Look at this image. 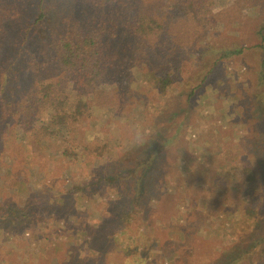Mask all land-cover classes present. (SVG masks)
I'll return each instance as SVG.
<instances>
[{
    "label": "trees",
    "instance_id": "trees-1",
    "mask_svg": "<svg viewBox=\"0 0 264 264\" xmlns=\"http://www.w3.org/2000/svg\"><path fill=\"white\" fill-rule=\"evenodd\" d=\"M227 1L231 4L229 14L237 12L236 19L230 20L233 26L240 25L241 14L252 19L248 26V32L254 31L252 40L229 48L223 44L212 48L211 43L201 46L199 43L208 33L207 27H212L211 20L227 12L212 13V0H0V166L6 147L17 135L20 136L18 141H26L22 145L24 149L44 156L54 168H60L63 162L75 167L84 154L92 152L96 158L85 163L87 170L106 164L102 186L110 201L117 199L120 203L114 209L117 211L102 214L95 220L91 229L98 232L75 249L77 253L73 252L66 264H94L91 257H95L98 264H130L128 259H132L133 254L125 247L121 236L124 239L141 236L129 229L132 212L138 208L143 215L145 207L157 200L150 194L159 182L156 175L159 163L162 164L161 154L174 140L180 144L184 139L179 132L182 124H178L168 136L169 141L160 143L162 135L157 136L158 143H150L140 160L134 153H128L125 166L120 161L119 166L117 162L111 166L115 159L109 155L114 153L105 145L90 149L79 144L73 128L86 120L95 126L92 117L96 109L104 110L108 119L121 114L124 108L134 111L132 95L138 97L142 94L140 90L147 87H155L159 95L166 97L175 93L173 86L177 85L180 90L175 96L176 102L183 103L181 98H185L184 106L197 107L203 100H210L205 88L219 77V66L227 60L252 55L256 56L257 83H262L263 89L251 94L248 85L229 88V99L237 106L239 124H236L244 131L243 135L239 142H231L230 155L226 150L223 152L227 155L222 154L220 148L226 149L222 145L216 144L217 148L212 150L211 144H205L202 158L204 164L214 160L212 163L220 167L219 175L206 190L218 192L220 197L230 189V197L234 199L230 198V206L224 209L230 210L234 218L230 231L238 233L227 248L224 262L219 260L220 255L213 264H264V0H244L246 4L242 9H238L237 4L234 8V0ZM203 58L206 65L198 69L196 62ZM242 66L246 76L254 67L247 59H243ZM237 77L238 74L234 81ZM217 85V82L211 85L209 91H215ZM233 91L242 93L245 108L241 100L230 94ZM164 105L161 106L163 111ZM160 113L158 108L157 116ZM163 126L158 122L153 124V136L155 132L160 134ZM210 131L218 133L214 127ZM153 139L155 137L150 142ZM182 148L183 154L186 149ZM221 160L225 163L220 164ZM3 172L0 167V174ZM179 173L182 176V171ZM177 182L180 188L176 187L174 192L185 195V180ZM36 183L13 178L5 190H0V203L5 206L0 208V237H5L0 242V264H20L11 259L18 250L5 241L13 240L20 245L23 227L31 225L29 231L35 239L36 250L44 253L50 246L45 242L53 241V228L63 232L61 227L49 225L52 220L43 218L52 217L49 210L34 208L24 201L17 207L11 204V193L29 196ZM52 183L44 187L51 188ZM58 196L59 204L51 205L60 208L67 201L70 210L72 203L68 195L61 192ZM14 199L19 201L17 197ZM76 200L99 202L89 191ZM214 204L213 211L206 214L208 221L219 214L218 200ZM86 211L90 214V209ZM216 227L220 229L218 224ZM180 228L176 225L173 232L179 242L167 252L171 264H209L205 259L211 249L210 232L205 234L207 238L203 237L205 245H194V242L188 243L193 233L187 235L184 226ZM148 232L146 228L145 236H156L152 242L158 249L169 248L166 236L160 243V232ZM78 236H74L77 242ZM220 237L221 233L213 239L221 240ZM136 246L139 249V243L134 245V251ZM226 247L220 244L215 252L225 253ZM55 249L66 257L65 245ZM113 256L121 262L113 260Z\"/></svg>",
    "mask_w": 264,
    "mask_h": 264
},
{
    "label": "rangeland",
    "instance_id": "rangeland-1",
    "mask_svg": "<svg viewBox=\"0 0 264 264\" xmlns=\"http://www.w3.org/2000/svg\"><path fill=\"white\" fill-rule=\"evenodd\" d=\"M212 3L211 11L215 15L226 10L227 12L223 15L219 14L217 18L211 20L210 25L212 27H207L206 30L208 33L200 41L199 46L211 43L210 47L212 48L219 44L227 45L229 48L231 45H239L238 43L240 42L252 40L254 31L248 32V26L251 24L252 19L250 20L247 15L241 14L242 18L239 20L240 25L237 27L233 26L230 20L236 19L237 12H231L229 14L228 8L231 5L229 1L212 0ZM235 4H237L238 9H242L246 2L244 0H234L232 5L235 6ZM237 6L234 8L236 9ZM243 59H247L248 64L254 66L247 76L243 71ZM255 62L256 56L252 55L251 58L227 60L223 65L219 66V77L205 88V90H208L210 95L208 99L210 100H203L197 107L194 106L188 109L184 106L185 98H181L183 103L176 102L175 96L180 90L177 85L173 86L175 93H169L166 97L159 95L155 87H147V89L143 88L140 90L142 94L138 97H136L137 94L132 95L135 98L131 102L135 108H133L134 111L124 108L122 113L119 112L121 114H117L116 117L111 115L108 119L104 116V110L96 109L92 117L95 126L91 125L89 120H86L73 128L74 134L79 138V144L82 143L90 149H93L97 145H105L107 149L115 154L109 155L115 159L111 163V166L115 162L119 166V161L125 166L128 153H134L140 160L141 154L150 143H158L157 139L159 137L157 136L162 135L160 138L162 140L159 139L160 143H163L164 140L165 142L169 141L171 137L168 136L175 130L178 124H182L179 132H182L183 141L178 144L177 139L174 140V144L168 145V148L161 154L162 164L159 163V172L156 175L159 182L157 186H154L155 188H152L150 194L157 200H153V203L145 207L146 211L143 215L139 214L137 211L138 208H135L134 212H132L129 229L137 232V234H141V236H132L130 239H126V237L124 239V236H121V241L124 240L125 247L132 251L133 254L132 259H128L130 264H171L169 261L171 259H169L167 252L175 248V242H179L177 241L178 238L173 234L176 225L177 227L179 226V230L181 229L180 227L184 226V232L187 235L193 233V239L191 238V241L188 243L194 242V245L198 243L204 244L206 240L203 237L207 238L205 234L210 232L209 234H211L212 239H208V242L210 241L212 250L209 248V256L205 259V263L209 262V264H213L220 255H222L219 259L220 261L223 260L224 262L227 258V248H230L233 240L237 239L238 233L235 230L230 231L234 218L230 210L227 212L224 207H229L230 198L234 199V197H230V189L227 191L228 194L225 193L220 197L217 195L218 192H209V190H206L210 183L219 175L220 167L215 166L212 163L214 161L212 159H209L212 161L204 164V159L202 158L204 154L203 146L205 144H211L212 150H215L217 148L215 146L216 144L222 145L226 148H220L222 154L227 155L229 152L230 155L231 142L237 143L240 141L244 131L236 124L238 114L235 111V107L237 106L234 105L233 100L229 99V88L241 84L244 86L248 85L251 94L262 90L263 84L260 82L259 84L257 83L258 68ZM196 65L198 69L205 66L206 58H203V60L199 59ZM236 74H238V77L234 81ZM216 82L218 83L217 89L215 91H209L208 88ZM230 94L234 95L239 101L241 100L240 103L243 102L242 106L244 108L246 107V100L243 99L241 92L233 91ZM163 103H165L164 111L161 109ZM180 104L181 106L178 107ZM229 105L232 106L231 109ZM158 108L162 113L159 116H157ZM157 122L159 126H165L162 127L160 134H156L155 132L153 136L152 127ZM136 123L143 125L151 135L143 146L129 148L126 142L127 136L130 133L132 125ZM212 127L218 133H212L210 131ZM17 137L19 138L20 136L17 135ZM152 137H155V139L150 142ZM18 138L10 140L4 152L0 166L4 170L0 174V190H5L6 186H9L13 181V178L23 179L28 184L29 182L37 181L36 186L28 194L29 196L24 197L16 192L11 193L13 202L11 204L17 207L16 205H22L21 202L24 201L29 202L34 208H45L49 210L53 214L51 215L52 217L49 218L48 215L43 216V218L52 220L49 221V225H57L62 228L63 232L53 228L52 236L54 238L51 239L53 241L45 242L49 243L50 246L48 252L44 253L43 251L38 252L36 250L35 239L32 238V231H29L31 225L26 228L23 227V237H20L19 240L20 245L13 240L11 243L7 240L5 241L9 246L18 250V253L11 256V259L18 261L20 264H53L54 262L55 264H66L70 255L73 252L77 253L75 249L81 248L90 237H93L94 233L98 232L97 230L95 231V228L91 229L95 225V220L102 214L117 211V209H114L120 204L117 199H112L114 202L110 201L109 195L106 194V189L102 186V183H104L102 177L104 175L106 176L107 172L106 164L98 169L87 170L85 163L88 160L96 158L95 153L91 152L84 154L83 158L77 162L78 164L75 167L72 165L69 166L67 162H63L60 168H54L53 163L46 160L44 156L31 152V150L28 152L26 147L24 149L23 146L26 141H18ZM254 141L256 140L254 139ZM189 145H191L190 149L188 148ZM182 146L186 149L183 154L181 153L183 150ZM174 147H178V149L175 151ZM223 150H226L227 153H224ZM190 154L192 156H189ZM175 161H177V164H174ZM223 163H225V160L220 161V164ZM185 170H188V172ZM179 171H182V176ZM70 172H74V176ZM190 173L193 174L189 175ZM178 176L182 179L178 178ZM181 180H185L184 184L187 185L185 195L174 192V189L180 185V182L177 181ZM50 182H53L50 186L51 188L44 187V184H50ZM91 182L93 183L92 186H90ZM68 187L69 189L67 191ZM71 189H74V191L70 192ZM8 191L7 188L6 192ZM86 191H89L90 195L93 194V198L98 199L99 202L89 203L87 200H76L83 193L86 194ZM61 192L67 194L68 199L72 203L70 210L66 205L67 201L65 204H61L60 208H54L51 205V203L55 205L59 204L57 199L59 198L58 193ZM157 195L159 196V202ZM206 196L208 197L205 198ZM14 197L19 198V201H16ZM216 200H218V204L220 205L218 210L219 214L213 215L208 221L206 214H210V211H213L212 208L216 206L214 204ZM74 202H76L75 205H73ZM4 207L0 203V208L3 209ZM86 208L90 209V214L86 211ZM146 217L148 221H145ZM217 224L220 229H217ZM146 228L149 231L148 233L160 232L158 235V239L161 240L159 241L160 243L164 242V237L166 236L165 241L168 239L170 242L169 248L165 247L164 250L158 249V245L152 242L153 239H157L156 236L154 234L150 235L151 237L145 236ZM212 229L216 230L217 233H214ZM219 232L222 234V237H220L221 240L213 239L220 234ZM76 234L79 235L78 242L74 239ZM70 238H72L71 241ZM4 239L5 237H0V242ZM131 242L132 246L130 247ZM138 243L139 249L136 246L134 251V245H138ZM220 244L228 246L225 248V253L224 251L219 253L215 252L219 250ZM59 245H65L66 257L58 251L55 252V248ZM189 249H192L191 246H189ZM91 258L94 264H98L95 257ZM113 260L119 261L114 256ZM110 264L121 263L111 262Z\"/></svg>",
    "mask_w": 264,
    "mask_h": 264
},
{
    "label": "clouds",
    "instance_id": "clouds-1",
    "mask_svg": "<svg viewBox=\"0 0 264 264\" xmlns=\"http://www.w3.org/2000/svg\"><path fill=\"white\" fill-rule=\"evenodd\" d=\"M150 135L151 134L143 125L138 123L133 124L127 136V145L129 148L141 147L147 142Z\"/></svg>",
    "mask_w": 264,
    "mask_h": 264
}]
</instances>
